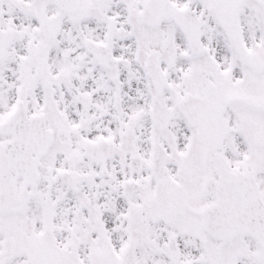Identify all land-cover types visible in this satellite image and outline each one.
Segmentation results:
<instances>
[{
    "label": "snow or ice",
    "instance_id": "obj_1",
    "mask_svg": "<svg viewBox=\"0 0 264 264\" xmlns=\"http://www.w3.org/2000/svg\"><path fill=\"white\" fill-rule=\"evenodd\" d=\"M0 264H264V0H0Z\"/></svg>",
    "mask_w": 264,
    "mask_h": 264
}]
</instances>
